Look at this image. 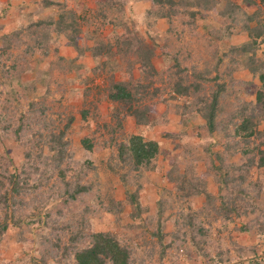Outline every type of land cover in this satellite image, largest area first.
Listing matches in <instances>:
<instances>
[{
  "label": "rangeland",
  "instance_id": "obj_1",
  "mask_svg": "<svg viewBox=\"0 0 264 264\" xmlns=\"http://www.w3.org/2000/svg\"><path fill=\"white\" fill-rule=\"evenodd\" d=\"M50 1L59 7H46L43 0H0V36L28 23L27 19L52 16L57 20L63 10L81 16L88 9L87 16H97L96 0ZM219 2L218 14L211 11L188 25L181 7L169 19L154 16L157 11L147 17L145 12L153 7L150 3L129 0L119 13L125 23H117V27L78 20L75 29L79 33H74L77 50L66 46L64 36H57L49 27L47 54L35 49L29 61L20 62L14 70V59L24 51L21 46L0 62L10 70L0 67V230L7 223V229L0 231V264H73V252H65L72 247L71 236L81 233L74 242L88 247L91 231L116 235L131 249V264H264V168L251 166L243 183L239 182L241 168H233L244 161V152L258 159L257 146L264 140V107L255 104L256 89H264L259 80L264 74V20L261 16L260 23H248L251 13L257 8L264 13V8L259 0H231L227 6L224 0ZM252 3L256 6L250 7ZM231 17L238 22L233 23ZM124 26L136 29L139 38L151 42L158 75L144 74L138 66L132 67L130 74L107 73L108 66H102L105 59L91 52L98 42L111 40L114 44L112 35L123 32ZM246 43L248 55L240 59ZM161 47L166 54L161 53ZM115 49L113 46L112 52ZM59 55L69 64L57 60ZM110 75L116 81H131L133 89L146 88L149 94L141 107L151 108L148 125L138 126L133 116H127L124 128L117 132L121 137L115 140L141 134L160 147L153 170L127 172L128 185L119 180L128 165L117 168L118 174L112 170L118 162L117 146L109 144L112 136L103 128L87 126L80 115L86 98L97 102L99 123L111 121L107 115L111 102L104 98L110 90ZM176 87L183 93L173 92ZM212 98L218 101L215 111L219 118L210 134L202 111ZM31 102L40 103L39 108L44 105V113L32 112ZM68 114L75 120L63 136V158L52 161L57 150L48 142L65 132ZM243 116L253 117L256 134L260 132L246 144L243 134H234ZM27 119H31L29 124ZM85 136L94 141L91 151L81 148ZM261 149L264 151V146ZM224 158L225 167L234 170L228 178L230 185L218 170ZM70 183L83 185L90 192L65 205L63 187ZM16 185L22 191L12 190ZM222 185L228 188L223 194L219 192ZM126 188L128 196L137 194L138 213L127 201ZM197 188L204 192L192 196ZM186 192L190 196H185ZM222 195L225 201L220 199ZM224 202L233 211L223 216L215 209L224 211ZM85 204L98 210L90 214L89 223H82ZM189 215L203 228L204 236L195 235L204 255L196 251L192 240L183 239L189 231ZM157 232L170 243L164 253ZM41 247L44 253L40 256Z\"/></svg>",
  "mask_w": 264,
  "mask_h": 264
},
{
  "label": "trees",
  "instance_id": "obj_2",
  "mask_svg": "<svg viewBox=\"0 0 264 264\" xmlns=\"http://www.w3.org/2000/svg\"><path fill=\"white\" fill-rule=\"evenodd\" d=\"M129 0H96L97 9H96V17L87 16L88 9H85V13L83 15H77L75 11H62L59 14V17L57 20H54V17L50 16L47 19H27L29 20L26 24L18 25V27H15L14 29H11V31H8L7 33L4 32L0 36V62L5 58L11 56L10 52L20 48L21 46L24 47V51L21 54L22 56H17L12 66L14 70L19 68V63H27L29 61V58L34 54L35 49L41 50L44 52V54L48 53V50H46L47 41L49 42L48 37H50V34L48 33V30L46 28L51 27L52 30L57 34V36H64L65 38V45L69 47H74L75 50L78 49V43H77V36L74 33H79V29H75L76 23H78V20L80 23H110L112 26H118L117 23H125V21L119 16V13H123V7L125 6V3ZM132 1H142L143 3H150L149 5L152 7V9H148L145 13L147 17H150V15H153L155 11L157 13L154 14L156 17H160L162 19H169L172 18L173 15L178 13L179 8L181 7L182 10L186 13L185 16H188V21H186V24L193 25L194 20L197 19L198 16L201 18L207 17L206 14H209L211 11H214L215 13H219L220 10V2L219 0H185V1H177V0H132ZM263 4L264 8V0H259ZM181 2V3H180ZM224 5H229L231 3V0H224ZM43 3L46 7H52L54 5H58L57 2L50 1V0H43ZM252 5H255L252 3ZM256 6V5H255ZM59 7V5H58ZM164 8H168L167 12H164ZM156 8V9H155ZM158 8H161L159 10ZM201 12V14L199 13ZM221 12V11H220ZM203 13V14H202ZM28 16H23V18H29ZM262 16V17H261ZM264 20V13L260 9H256L248 18V23H260L261 19ZM22 18V19H23ZM98 18V20H97ZM96 20V21H94ZM159 20V19H158ZM231 20L233 23H237L233 17H231ZM170 23V20H169ZM260 25V24H259ZM98 28V25H96ZM124 31L121 33H116L112 35L114 39V44L111 40H108L107 43H101L98 42L97 45H93L94 47L91 49V52L98 56L99 58L105 59L102 60V66L103 68L108 66L107 73L115 74L117 71L121 72H127L128 74L131 73V68L138 66L142 73L144 74H150L154 75V73H157V71L153 67L152 62V56H153V49L151 48V42L147 41L143 38H139V36L136 35V29L129 30L126 28V26L123 27ZM128 32V33H126ZM261 36V34L257 35ZM96 39V37H95ZM111 39V38H110ZM112 39V40H113ZM255 39H252V43H255ZM264 43V39L262 41ZM116 46L115 52H112V47ZM249 48V43H246L242 46V49L240 50V54L238 55L239 58H243L246 55H248V52L246 49ZM81 48L78 50L77 56L81 54ZM162 54H166L164 52L165 50L163 47H161ZM171 54V53H169ZM116 56L119 59L120 64H117ZM172 56V54H171ZM57 60L60 62H66L63 57L60 55L58 56ZM114 58V59H113ZM251 59V58H250ZM248 59V60H250ZM247 61V60H246ZM61 62V63H63ZM70 62V61H69ZM69 62H66L69 64ZM59 63V62H58ZM126 66H122V65ZM247 64V63H246ZM60 65V64H59ZM0 67L3 70H9L6 68V66L1 63ZM59 68H63L62 66H58ZM10 71V70H9ZM106 74V73H105ZM158 75V73L156 74ZM259 80L264 83V74L261 73ZM132 82H124V81H116L113 78V75L109 76V92L107 95H104V98L107 101L111 102L110 111L107 114L110 117V120L108 123L103 122L99 123V120L97 116L100 114L96 112L98 110V105L96 103H92V101L88 99H84V108L80 110L81 120L86 122L87 126H94L95 128L98 126L99 128L105 129L112 137L109 139V144H115L116 150H117V167L112 168L113 172L118 174L117 168H121L122 166L128 165V169L126 173H120V183L123 185H128L127 182V176L129 175L127 172L130 171H138L139 169L144 170H153L155 167V160L158 154L160 153V147L157 141L154 140H146L141 134H133L128 136L127 138H124L121 141H116V138L121 137L120 135H117L118 129L124 128V123L127 120V116H133L134 122L138 125H148L150 120V107H141L143 104V98L145 99L146 96H148V92L146 88L139 89L136 86H132ZM182 87V86H181ZM184 88V87H182ZM180 87H176L173 89V92L183 93V89ZM142 91V92H141ZM100 92V91H99ZM213 96H217L216 92ZM154 93L150 97H154ZM35 102V101H34ZM40 103H38L39 105ZM139 104V105H138ZM252 104V103H251ZM251 104H245L246 107L249 105L250 107H253L255 105ZM259 107H264V89L260 86L256 89V102ZM37 104L31 102L29 107L32 112L34 110H37L40 113H44L45 106L43 105L42 108H39ZM136 105H138L136 107ZM207 107L204 108V118L206 120V129L208 133L212 134L216 130L215 123L217 122V119L219 118L216 114V108H218V101L214 100L212 98L211 103L206 105ZM242 115V114H241ZM29 120L27 119V124H29ZM75 120V117L71 114H68L65 116V125L64 130L65 132L60 133V135L53 137L49 140L48 144L51 149H56L57 154L52 159V161L61 160L63 158L64 152H65V142L63 141V136L68 130V128L73 124ZM114 122V123H113ZM134 123V124H135ZM45 124V123H43ZM113 124V125H112ZM135 124V125H136ZM48 129V125L45 124ZM23 127V126H22ZM45 128L44 126H42ZM256 128L257 124L254 122L253 117L249 116H243L240 123L237 124V126L234 129V134L241 136L245 140V144L249 142V139L253 137L256 134ZM55 129V128H54ZM53 129V130H54ZM91 129V127H90ZM97 130L93 131L92 133H96ZM122 133V131H121ZM261 135H264L263 132H261ZM257 137L260 136V132L256 134ZM245 137V138H244ZM81 148L91 151L94 147V141L91 140V137L85 136L80 141ZM264 146V140L259 143L257 146V151L259 152L260 156L258 159L255 157L250 156V152H244V161L239 166H234L235 164H230V166H234L233 168L236 170H239L241 168L242 174L239 176V182L243 183L245 179H247L248 174L250 172L251 166L256 164V167L258 169L264 168V151L261 149V147ZM236 153V150L233 152V154ZM229 157V156H227ZM225 161L224 158L221 159V165L219 166L218 170L222 173V179L226 181V185L232 184L231 181L228 182L229 176H232L234 174V170H229L225 167ZM127 167V166H126ZM122 169V168H121ZM61 177L64 178L63 173L61 172ZM206 179V174L204 175ZM76 184V183H75ZM192 186V185H189ZM64 189V195L61 196L62 203L69 205L70 203L77 200L78 196L89 193L90 190H88L87 187L83 185H66L63 187ZM187 188V187H185ZM198 189V188H197ZM12 190H16V193L18 191H22V189L16 185V187ZM225 191H228V188L225 187V185H222L219 188V192L223 194ZM204 192V191H203ZM203 192H201L200 189L197 190V192L194 193L192 196H200ZM66 194V195H65ZM126 194L128 196L129 192H127L126 188ZM191 193L186 192L185 196H190ZM225 195L220 196V199H224ZM113 200V199H112ZM114 201V200H113ZM128 203L131 201L132 205L135 206L136 212L138 213L139 208V202L137 201V194L129 195L127 197ZM225 201V199H224ZM117 202V201H116ZM119 203V202H117ZM121 204V203H119ZM227 202H224L222 205V209L224 211H220V209H215L216 213H222L223 216L228 214L233 207L229 208L226 206ZM226 206V207H225ZM117 212L119 214L121 213V209L117 208ZM83 212L85 213L84 216H82V223H89L90 221V214L91 213H98V210L96 207L90 206V204L83 205ZM138 215V214H136ZM82 223L79 224L80 226ZM78 224V225H79ZM187 224L189 225V231L185 232V236L183 239L185 241L192 240V245L195 246L196 251L202 255V246L199 241L196 239L197 236H204L203 235V228L200 226V224H196L195 218L191 215L187 217ZM79 226V230H80ZM7 229V223L1 225V233L4 232V230ZM77 229V232H79ZM194 231V232H193ZM197 231V232H196ZM81 232H82V226H81ZM192 232V233H191ZM191 233V234H190ZM196 234V235H195ZM79 235L81 237V233L75 232L74 235L71 236L70 245L72 246L70 250H66L65 252L68 253L70 251L73 252V258L74 263L73 264H131V249L121 243L119 239L114 235L112 232H93L91 231L89 233L90 235V244L87 247H79V243L76 241L74 242V238ZM156 235L159 237V242L162 247L161 253H164L167 248H169L170 243H165V236L162 233H156ZM188 237H187V236ZM188 239H187V238ZM74 242V243H73ZM26 250V249H25ZM44 247H41L39 249V255H43L44 253ZM29 252V251H28ZM196 252V253H197ZM26 253V251H25ZM208 258V254L206 255Z\"/></svg>",
  "mask_w": 264,
  "mask_h": 264
},
{
  "label": "crops",
  "instance_id": "obj_3",
  "mask_svg": "<svg viewBox=\"0 0 264 264\" xmlns=\"http://www.w3.org/2000/svg\"><path fill=\"white\" fill-rule=\"evenodd\" d=\"M27 2H28V0H27Z\"/></svg>",
  "mask_w": 264,
  "mask_h": 264
}]
</instances>
